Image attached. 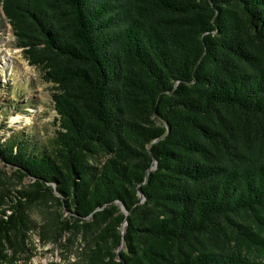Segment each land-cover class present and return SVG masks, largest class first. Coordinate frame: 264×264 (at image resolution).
Masks as SVG:
<instances>
[{"label":"trees","instance_id":"16d2710c","mask_svg":"<svg viewBox=\"0 0 264 264\" xmlns=\"http://www.w3.org/2000/svg\"><path fill=\"white\" fill-rule=\"evenodd\" d=\"M0 10L59 127L50 151L0 144L29 179L0 191V260L24 251L28 208L55 201L42 236L80 233L75 264H264V0Z\"/></svg>","mask_w":264,"mask_h":264},{"label":"rangeland","instance_id":"374dc122","mask_svg":"<svg viewBox=\"0 0 264 264\" xmlns=\"http://www.w3.org/2000/svg\"><path fill=\"white\" fill-rule=\"evenodd\" d=\"M53 83L42 78L40 68L30 65L22 48L16 45L11 26L0 10V144L25 145L28 151H50L59 129L52 94ZM29 183L18 179L10 166L0 162V191H15ZM59 207L43 201L28 208L30 219L24 251L6 249L0 264H75L84 244L80 233H64L58 242L42 236V226ZM66 213L64 212V215ZM45 230V229H44Z\"/></svg>","mask_w":264,"mask_h":264},{"label":"water","instance_id":"95a60500","mask_svg":"<svg viewBox=\"0 0 264 264\" xmlns=\"http://www.w3.org/2000/svg\"><path fill=\"white\" fill-rule=\"evenodd\" d=\"M140 195H141V194H140ZM125 225H126V222H124V223H123L122 227L124 228V227H125Z\"/></svg>","mask_w":264,"mask_h":264}]
</instances>
